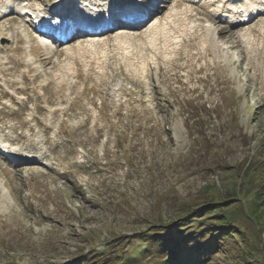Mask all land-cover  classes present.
Returning a JSON list of instances; mask_svg holds the SVG:
<instances>
[{
    "label": "rangeland",
    "instance_id": "obj_1",
    "mask_svg": "<svg viewBox=\"0 0 264 264\" xmlns=\"http://www.w3.org/2000/svg\"><path fill=\"white\" fill-rule=\"evenodd\" d=\"M128 2L148 0H70L85 18ZM249 2L244 23L245 2L160 0L139 25L46 46L34 16L54 0H0V264H125L156 250L139 240L154 227L219 205L208 216L240 235L194 264L264 263V0Z\"/></svg>",
    "mask_w": 264,
    "mask_h": 264
},
{
    "label": "trees",
    "instance_id": "obj_2",
    "mask_svg": "<svg viewBox=\"0 0 264 264\" xmlns=\"http://www.w3.org/2000/svg\"><path fill=\"white\" fill-rule=\"evenodd\" d=\"M261 189L262 191L258 192V195L264 193V184L261 185ZM69 198H72V196ZM260 205L264 206V200L260 203ZM223 207V205H219L215 208V211H211V208H202L199 210V213L201 214L197 213L194 216L189 215L186 219L184 218V222H181L180 226L179 223L163 226L161 228H156L157 226L154 227L153 232L149 234L152 235L151 237L143 236L139 238V240L142 243H159L155 246L156 250L151 251V249H149V254H143V252H147L148 250L146 247L140 249L136 248L132 250V253L126 258L125 264H137V259L142 260L141 264H194L199 258L204 260L205 257L203 256L210 253L206 251L217 246L215 244L216 242L219 243V239L223 240V238L228 236V234L232 236L240 235L239 232H235L231 229V227H234L232 225L233 222L227 220V217L218 221V219L214 220L208 216L211 212H213L216 216H219V212ZM203 221L206 223L203 224ZM242 232H245V230L242 229ZM144 235L146 234L144 233ZM178 236H180V238H178ZM241 246L243 249L245 248L244 244H241ZM220 249L222 250V248ZM158 253H160L158 262L152 258L154 263H150L144 258V255H147L146 257H154ZM123 256L124 250L120 249L113 255H110L108 261L118 262L123 258ZM79 263L93 264L94 260L91 261L90 256L86 254L84 258L76 261L74 264ZM95 263L99 264L100 260Z\"/></svg>",
    "mask_w": 264,
    "mask_h": 264
},
{
    "label": "bare ground",
    "instance_id": "obj_3",
    "mask_svg": "<svg viewBox=\"0 0 264 264\" xmlns=\"http://www.w3.org/2000/svg\"><path fill=\"white\" fill-rule=\"evenodd\" d=\"M68 1H70V0H54V3L52 4V7H53V9L54 10H59V11H62L63 9L66 11V9H67V7L69 6V4H68ZM156 1V0H155ZM160 0H158V2H159ZM236 1H241L242 3H244L245 2V4H242V5H240V6H238V7H236V6H233V11H235V12H237V13H239V12H242V15H241V17L243 16V15H245L247 18H245V19H242V18H239V19H237V20H235L234 19V21H236V22H238V20L241 22V19H242V22H246L247 20H249L250 19V16H253V14H255L254 12L252 13L250 10H252V11H255V9H256V4L254 5V4H252V2L250 3L249 1L250 0H236ZM158 2L157 3H155V6L154 7H151V5H150V7L152 8L151 10H150V13H152L153 12V9L154 8H156V7H158ZM151 3V0H148V2L145 4V5H141V4H139V3H136V4H134L133 6L132 5H129V4H132V3H130V2H128L127 4L129 5V6H127V10H126V5H125V9H124V12H123V14H124V17L125 16H129V19H133V17L135 16V17H137V18H139L140 16H141V14H142V11L144 10V7H147V5L148 4H150ZM247 3V4H246ZM221 6H223L224 7V5H221ZM255 7V8H254ZM26 9H27V7H25ZM25 8H23V9H25ZM69 8V7H68ZM262 9H264V6H262L261 7ZM261 8H260V12L259 13H263L264 11L263 10H261ZM221 10L223 11L224 9H222L221 8ZM26 12H29V11H26L25 10V13ZM256 12V11H255ZM24 13V12H23ZM136 13V15H134ZM177 13H178V11L176 10V11H174L173 13H169L168 14V16H167V19H172V16L173 15H177ZM246 13V14H245ZM35 14H36V23H37V26L39 27V28H42V27H46V21L45 20H43L44 18H43V16H42V14H41V11H40V9L39 10H37L36 9V12H35ZM77 14V13H76ZM252 14V15H251ZM76 18H78L77 20L78 21H80V19H82V17H80V16H78V14L75 16ZM118 17V13H116V12H113L112 14H109V15H104L102 18H100V19H92V18H88V20H92L93 21V24H91V26H99L100 24H102V23H100L101 21H108V20H110V19H116ZM140 21V20H139ZM173 21V20H172ZM54 24V23H53ZM84 24V23H83ZM96 24V25H95ZM107 24V23H106ZM139 24H141V22L140 23H138V25ZM243 24V23H242ZM85 25V24H84ZM161 24H159V22L158 21H156V22H154L153 23V25H152V27H151V29H150V34H154V33H156L157 32V30H158V28H159V26H160ZM88 26V25H87ZM134 26V25H133ZM121 27V26H120ZM161 27V26H160ZM63 28V25H58L56 28H55V31L56 32H58V31H60L61 29ZM36 30L39 32V34H43L41 31H40V29L38 30L37 28H36ZM111 29H109V30H107L106 32H104L103 33V35L105 34V33H107L108 31H110ZM44 35V34H43ZM102 36V33H98V35H90L89 37H96L97 38V36L99 37V36ZM244 36H246V34L244 35ZM41 40L43 41V43L46 45V46H49V45H53V44H51V42L47 39V38H45L44 39V37H42L41 36ZM120 38V37H119ZM67 39L68 38H63V40H61V41H67ZM118 40V39H117ZM120 40H121V38H120ZM119 40V41H120ZM95 42V41H94ZM120 42H122V40L120 41ZM100 44V43H99ZM104 44V43H103ZM80 45V44H79ZM97 46V43H90V44H88L87 46H85L84 48L86 49L87 47H96ZM83 44H82V46H78V51H83ZM73 49L74 48H72V47H67V52H73ZM73 54H74V52H73ZM66 69H67V71H69V72H71L72 71V65L71 64H68V65H66ZM5 146H7V145H4L3 147H5ZM9 152H11L10 150H8ZM22 157V156H21ZM29 157V156H28ZM24 159H30V157L29 158H24ZM23 162H28L27 160L26 161H24L23 160ZM73 206H74V204L72 203V209H73Z\"/></svg>",
    "mask_w": 264,
    "mask_h": 264
}]
</instances>
